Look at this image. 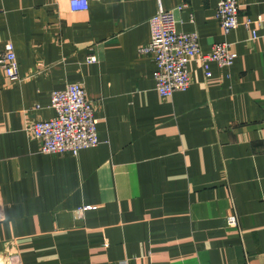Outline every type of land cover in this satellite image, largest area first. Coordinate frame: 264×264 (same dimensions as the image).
Returning <instances> with one entry per match:
<instances>
[{"label":"crops","instance_id":"0c3cea01","mask_svg":"<svg viewBox=\"0 0 264 264\" xmlns=\"http://www.w3.org/2000/svg\"><path fill=\"white\" fill-rule=\"evenodd\" d=\"M218 1L0 0V58L11 43L28 76L0 66V264H264L263 29L224 33ZM237 1L240 22L264 17V0ZM158 2L202 52L227 42L233 63L205 76L191 60L188 89L162 96L139 52ZM74 82L99 143L43 153L31 128Z\"/></svg>","mask_w":264,"mask_h":264},{"label":"built area","instance_id":"2783aa9c","mask_svg":"<svg viewBox=\"0 0 264 264\" xmlns=\"http://www.w3.org/2000/svg\"><path fill=\"white\" fill-rule=\"evenodd\" d=\"M88 2L89 0H69V9L71 12L87 10ZM186 6L187 3H182L176 9L181 10ZM215 14L224 33L240 24L246 28L256 25L263 29L264 36V17L247 16L240 22L237 0H219ZM149 27L150 41L140 46L139 52L153 55L156 64L155 88L162 96H171L188 89L190 77L187 66L191 60L198 61L205 76H209L208 61H215L220 66H230L236 56L230 51L227 42L215 43L210 52H202L197 32L177 31L174 10L164 9L159 2L156 12L149 20ZM258 36L257 30L253 28L252 38ZM87 61L94 62L95 57L90 55ZM0 66L9 80L28 77L20 76L14 48L9 42L4 46ZM50 107L54 115L37 120L31 128L35 138L40 141L43 153L76 154L80 149L94 147L99 143L96 104L88 99L82 83H69L63 89L52 91ZM227 222L230 226L236 225V217L229 216Z\"/></svg>","mask_w":264,"mask_h":264}]
</instances>
